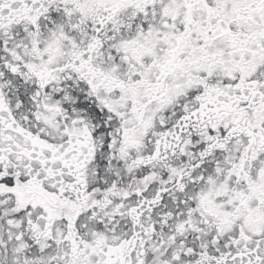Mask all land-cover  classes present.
<instances>
[{
	"label": "snow or ice",
	"instance_id": "snow-or-ice-1",
	"mask_svg": "<svg viewBox=\"0 0 264 264\" xmlns=\"http://www.w3.org/2000/svg\"><path fill=\"white\" fill-rule=\"evenodd\" d=\"M0 264H264V0H0Z\"/></svg>",
	"mask_w": 264,
	"mask_h": 264
}]
</instances>
